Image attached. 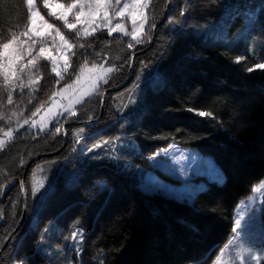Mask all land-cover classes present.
<instances>
[{
  "label": "trees",
  "instance_id": "trees-1",
  "mask_svg": "<svg viewBox=\"0 0 264 264\" xmlns=\"http://www.w3.org/2000/svg\"><path fill=\"white\" fill-rule=\"evenodd\" d=\"M168 1L151 0L156 32L147 43H132L104 28L77 35L48 20L42 0H35L72 46L69 66L57 78L39 59L37 82L17 88L0 75V129L29 120L83 68L106 63L114 71L61 122L94 124L68 125L65 137L54 127L43 134L24 131L0 149V264H51V257L54 264H213L227 245L236 206L264 180V69L249 72L259 60L248 56L237 63L234 51L200 41L197 31L228 12L235 29L240 21L247 24L250 2L259 12L247 25L264 40V0H171L160 24ZM228 3L235 7L226 10ZM28 22L24 0H0V43L23 33ZM122 85L102 105L105 91ZM83 143L93 150L79 152ZM169 145L210 157L222 180L201 179L204 187L190 203L143 192L138 173ZM39 167L44 187L37 203L31 189ZM74 231L81 236L69 246Z\"/></svg>",
  "mask_w": 264,
  "mask_h": 264
},
{
  "label": "rangeland",
  "instance_id": "rangeland-1",
  "mask_svg": "<svg viewBox=\"0 0 264 264\" xmlns=\"http://www.w3.org/2000/svg\"><path fill=\"white\" fill-rule=\"evenodd\" d=\"M135 2L136 0H120V3L117 4L116 0H109L107 5L98 10V15L93 17L94 23L91 26L85 22L90 11L85 8L86 16L81 18L80 23L76 25V30H79L81 36H88L104 28L109 35V30L116 28V25L120 24L123 30L113 31L109 36L126 37L132 43H137V40L140 43H147L153 32L150 17L151 0H141V3L146 4L147 7H137L135 9L129 7L125 11L124 16L116 15L125 3L131 6ZM246 4L248 5L245 8V12H248V21L246 22L249 24L248 22H251L252 17H255L259 10L257 6H252L250 2ZM62 5L66 6L67 4L59 0H52L51 9H46L43 7V0L41 3L42 9L50 21L58 20L55 17L48 16L47 13L49 11L61 12L63 10ZM34 6L38 10L36 2ZM224 7L226 10H230V8L235 6L233 3H228ZM105 11L108 13L107 18L104 17ZM133 14L136 16L135 25L132 23ZM230 14V12L226 13L218 23L211 27L198 30L197 38L204 42H208V40L214 41L217 46L234 51L241 58L240 60L250 56L259 60L257 64H264V61L260 60L264 53V40L258 37L255 38L253 27L246 23L244 25L242 21L239 22V26L237 25V29H235L236 25L231 24L230 19L232 17ZM40 15L43 16L41 12ZM233 20L239 21L237 17H233ZM58 22L63 25L61 21ZM69 22H74L71 15L69 16ZM141 24H143V28L140 27ZM29 28L32 31L28 35H16L17 42L7 50V54L15 59L13 73L9 74L8 81L9 86L12 88H17L19 85L30 86L37 82L33 70L39 59H43L50 64L51 72L57 78H61L69 66L72 46L66 39L67 43L60 40L55 27L54 29H47L46 26L42 25L40 18L36 17L34 23L29 20L27 29L23 33L28 32ZM134 28L136 29V40L132 39ZM85 29L88 30V35L84 34ZM229 30L232 31L229 33ZM37 32L41 34L37 35ZM41 47L45 49L42 54L40 53ZM29 60H32L33 63L29 64ZM53 67L56 68V72L52 71ZM109 68L112 69L111 72L107 71ZM260 70L263 69L255 68L253 71ZM113 71L114 67L108 66L106 63L100 66L83 68L74 82L55 92L49 104L38 110L35 115L27 120V124L24 121H16L11 128L0 129V140H3L5 145L21 132L28 131L43 134L52 127L55 129L60 127L59 133H61L63 128L62 120L71 116L79 105L97 93ZM57 73L60 75H57ZM6 132H10L11 136L5 135ZM74 138L81 142V133L76 132ZM87 151L84 143L79 146V152L82 154ZM147 160L150 169L144 174L140 172L138 174V188L143 192L159 191L160 193L173 196L179 201L190 203L194 194L204 187V184L200 182L201 179L205 178L217 182L222 180V173L210 157L175 145L163 148ZM157 172L163 173L170 181L162 180ZM43 187L44 177L42 176V169L39 167L33 173L32 197H39ZM33 189L36 190L34 193ZM39 200L40 197L37 203H39ZM263 207L264 180L253 188L249 197L240 201L236 206L233 216V234L213 264H233L235 253L241 245H247L249 242L257 244L261 242L262 234H264ZM237 219L241 220L240 229H236L235 221ZM79 234L81 233L79 232ZM80 236L76 239L71 236L69 246H76ZM58 258L60 259L61 257L58 256ZM55 260L51 257V264H54ZM262 263L264 261H261ZM235 264H239V262L236 261Z\"/></svg>",
  "mask_w": 264,
  "mask_h": 264
},
{
  "label": "snow or ice",
  "instance_id": "snow-or-ice-1",
  "mask_svg": "<svg viewBox=\"0 0 264 264\" xmlns=\"http://www.w3.org/2000/svg\"><path fill=\"white\" fill-rule=\"evenodd\" d=\"M26 6H27V11L29 13V20L31 23L35 22V18L39 17L40 20L42 21V25L46 26L47 29H54V25L48 23L47 20L44 19L43 16L40 15V12L38 10H36L35 8V0H24ZM109 3V0H71L70 3H68L66 6L62 5L63 10L59 13L53 12V11H49L47 14L48 16L51 17H55L56 20L61 21L63 23V26L66 27L69 30H76V25L80 23L81 18L86 16V12H85V8H88L90 11L87 14L88 15V19H86V23L89 24V26H91L92 23H94V19L93 17L95 15H98V10L101 9L102 7H104L105 5H107ZM116 3L119 4L120 0H116ZM43 7L46 9H51L52 7V0H43ZM137 8V7H147L146 4H142L141 0H136L135 3H133L131 6L128 4H124L122 8H120V10L116 13V15L118 16H124L125 11L129 8ZM184 12H181L180 15H184ZM73 17V21L74 22H69V16ZM104 17L107 18L108 17V13L107 11L104 12ZM132 23L133 25L136 24V16L135 14H133L132 16ZM141 28H143V24L140 25ZM151 27L155 28V24H152ZM120 30L122 31V26L120 24L116 25V28L114 29H110L109 30V35H111V33L113 31H117ZM32 29L29 28L28 32L25 33H21V35H28L29 32H31ZM55 31L57 33V35L59 36L61 41H64L65 43H67L65 41V37L63 34L60 33V29L59 28H55ZM93 31H95V29H93ZM77 35H79V30H76ZM136 29H133V33H132V39L136 40ZM37 35H40L41 33L37 32ZM84 34L88 35V30L85 29L84 30ZM17 42V38L15 35H13L10 39H8L6 42L0 43V75H3L4 80L7 82L9 81V74L13 73V69H14V63H15V59L11 56H9L7 54V50ZM137 43H140V41L137 40ZM129 48L132 47L131 44L128 45ZM45 49L43 47L40 48V53H44ZM18 58V57H16ZM240 57H237L236 62L239 63L240 62ZM29 64H32L33 61L29 60L28 61ZM255 68H262L264 69V64H254L253 67H249L247 70L249 72L253 71ZM22 70V69H21ZM53 72H56V68L53 67L52 69ZM107 71L111 72L112 69L109 68L107 69ZM57 75H60L59 73H57ZM8 102L11 103L12 102V94L11 92L8 93L7 96ZM189 111H192V109H189ZM199 116H205V115H211L212 113L208 112H204V111H200L197 113ZM35 115V113L33 114ZM72 115H75V113H72ZM25 124L28 123L27 120L24 121ZM60 127H57L55 129L56 133L60 132ZM5 135L7 136H11L10 132H6ZM4 145V141L0 140V148H2ZM95 147H103L102 145H96ZM89 151H92L93 149H88ZM21 187H23V185H21ZM33 193L36 191L35 189L32 190ZM235 225H236V229H240L241 228V220L237 219L235 221ZM79 232L78 231H74L72 233V238L76 239L79 236ZM10 238V237H9ZM238 261L239 264H261V261H264V234H262V239L260 243H255V242H249L247 245H241L239 250L236 251L235 253V257L233 260V264H235V262ZM21 264H23V262L21 261Z\"/></svg>",
  "mask_w": 264,
  "mask_h": 264
},
{
  "label": "water",
  "instance_id": "water-1",
  "mask_svg": "<svg viewBox=\"0 0 264 264\" xmlns=\"http://www.w3.org/2000/svg\"><path fill=\"white\" fill-rule=\"evenodd\" d=\"M170 3H171V0L168 1V4H167V7H166V12H165V15L163 17V19L161 20L160 24L163 23V21L166 19L167 17V14H168V10H169V6H170ZM156 29H157V26H155V28H153V33L156 32ZM132 70V68H131ZM125 85V84H124ZM124 85L122 86H118L117 88H113V89H110V90H107L105 91V93L103 94V97H102V105L104 103V99H105V96L108 94V93H112V92H116L118 91L119 89H121L122 87H124ZM102 111V110H101ZM95 121H91V122H88V123H68L67 125H65L63 128H62V132H63V135L65 137V128L68 126V125H77V126H89V125H92L94 124ZM44 157V156H43ZM40 157H37L35 160L39 159ZM42 158V156H41ZM27 171V170H26ZM26 171L24 173V175L26 174ZM22 196H23V201L26 202V198H27V195H26V190H25V187H24V180L22 181ZM10 239V238H9ZM9 239L5 242L4 244V247L7 245Z\"/></svg>",
  "mask_w": 264,
  "mask_h": 264
},
{
  "label": "bare ground",
  "instance_id": "bare-ground-1",
  "mask_svg": "<svg viewBox=\"0 0 264 264\" xmlns=\"http://www.w3.org/2000/svg\"><path fill=\"white\" fill-rule=\"evenodd\" d=\"M246 60H248V59H246ZM245 62V61H244ZM129 168V167H128ZM130 169V168H129ZM137 170V169H136ZM132 173V172H131ZM137 173V172H136ZM141 173V172H140ZM139 174V173H138Z\"/></svg>",
  "mask_w": 264,
  "mask_h": 264
},
{
  "label": "crops",
  "instance_id": "crops-1",
  "mask_svg": "<svg viewBox=\"0 0 264 264\" xmlns=\"http://www.w3.org/2000/svg\"><path fill=\"white\" fill-rule=\"evenodd\" d=\"M264 5V4H263ZM258 8V7H257Z\"/></svg>",
  "mask_w": 264,
  "mask_h": 264
}]
</instances>
